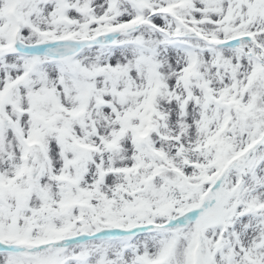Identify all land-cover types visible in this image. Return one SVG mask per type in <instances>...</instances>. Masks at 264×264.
Wrapping results in <instances>:
<instances>
[{
  "label": "snow or ice",
  "instance_id": "obj_1",
  "mask_svg": "<svg viewBox=\"0 0 264 264\" xmlns=\"http://www.w3.org/2000/svg\"><path fill=\"white\" fill-rule=\"evenodd\" d=\"M0 264H264V0H0Z\"/></svg>",
  "mask_w": 264,
  "mask_h": 264
}]
</instances>
